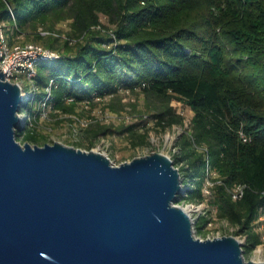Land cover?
<instances>
[{"label": "trees", "instance_id": "16d2710c", "mask_svg": "<svg viewBox=\"0 0 264 264\" xmlns=\"http://www.w3.org/2000/svg\"><path fill=\"white\" fill-rule=\"evenodd\" d=\"M0 19L11 43L25 35L62 54L39 62L35 90L20 110L34 116L17 134L24 142L46 144L38 124L49 105L70 113L76 105L109 97V106L121 113V92L140 90L147 116L166 129L184 124L172 104L183 101L194 115L172 158L186 185L180 200L208 199L196 232L206 236L216 209L236 226L235 235L246 236L247 252L263 242L257 220L264 211V0H0ZM62 22L70 25L64 51L57 37L40 31L57 32ZM140 124L97 121L88 131L95 138L129 133L136 146L148 138ZM196 145L209 148L220 174L208 196L206 158ZM240 183L248 187L235 200L230 190Z\"/></svg>", "mask_w": 264, "mask_h": 264}, {"label": "water", "instance_id": "95a60500", "mask_svg": "<svg viewBox=\"0 0 264 264\" xmlns=\"http://www.w3.org/2000/svg\"><path fill=\"white\" fill-rule=\"evenodd\" d=\"M25 90L0 69V264H264L234 235L196 234L170 155L116 165L95 150L20 142Z\"/></svg>", "mask_w": 264, "mask_h": 264}, {"label": "rangeland", "instance_id": "374dc122", "mask_svg": "<svg viewBox=\"0 0 264 264\" xmlns=\"http://www.w3.org/2000/svg\"><path fill=\"white\" fill-rule=\"evenodd\" d=\"M104 21L107 22L106 17H104ZM41 30L42 28H40V31ZM69 31V22H62L57 25V32H50L54 37L58 38L56 45L59 50H65L64 40L69 37ZM44 36L47 37L48 35ZM12 40L40 42L45 45L44 40L36 41L28 39L25 35L18 38L12 37ZM75 41L72 43L75 44ZM21 78L25 83V95L27 98L28 93L35 90L36 80L30 81L26 75H21ZM121 99L126 105L125 110L121 113L112 110V107L109 106V97L97 104H88L87 102H84L76 105L74 111L70 113L54 110L53 107L49 105L39 120V130L47 135L46 143L54 144L55 142H61L66 145L76 146L75 144H77V142L82 141L85 145L80 148L105 153L116 165L131 161L136 157L146 156L153 152H161L174 156L175 148L180 141L181 136L188 134L191 130V119L194 115L192 108L183 101L174 100L172 104L176 111L184 116V124H175L172 127L163 129L156 124L154 119L147 116L149 113L146 111V98L142 91H122ZM144 115H146V117H144ZM23 118V126L30 120L32 122L34 121V116L28 115L27 113L23 115ZM97 121L101 124H115L116 126L123 123L131 124L134 122H141L138 128L140 132H148L147 143L135 146L133 144V138L129 133L99 135L95 138L92 136V131H88V129H96ZM17 139L20 142L25 143L22 136L17 135ZM90 143H93L91 149H89ZM179 147L180 146H177V150H179ZM176 204L186 206L187 203H185L184 200L179 199L176 201ZM210 215L212 217L211 223L204 228V230L207 231L206 236H213L220 233L221 235H234L241 240L246 237L245 235H235L236 226L221 219L218 216L216 209L212 210ZM258 230L261 232L259 228ZM196 234L201 238L206 237L199 235L197 232ZM262 241L263 242L256 249L249 252L245 250L244 256L246 260L264 261V229Z\"/></svg>", "mask_w": 264, "mask_h": 264}, {"label": "built area", "instance_id": "2783aa9c", "mask_svg": "<svg viewBox=\"0 0 264 264\" xmlns=\"http://www.w3.org/2000/svg\"><path fill=\"white\" fill-rule=\"evenodd\" d=\"M42 35L50 34L49 31L41 30ZM62 56L61 52L52 48H49L40 42H22L16 41L11 43L10 35L8 33L7 24L5 21L0 19V69L6 73L7 80L20 84L25 88V83L21 78V75H26L30 81H34L38 74V65L41 60H54ZM176 132V131H174ZM241 136L244 141L248 140V137L244 132L241 131ZM198 149L205 154L206 158V176L205 185L203 191L206 196L212 193L213 186L220 182L219 172L212 167L209 148L205 145H196ZM177 146L175 148V153L177 152ZM171 156V155H170ZM172 157V156H171ZM178 168L180 166L176 165ZM247 184H236L231 188L230 192L235 200L242 198L247 189ZM186 191L182 195H186ZM189 212L192 214L194 227L201 214L207 212L209 207L208 199L202 203L187 202L185 206ZM203 207V209H202ZM201 209V211H200ZM211 223V222H210ZM209 223V224H210ZM259 224V229L261 230L263 236L264 229V211L261 213L257 220ZM196 231V228H195ZM218 236H223L220 233L217 235H207L205 238H214ZM244 236V235H243ZM246 242V237L242 239Z\"/></svg>", "mask_w": 264, "mask_h": 264}]
</instances>
